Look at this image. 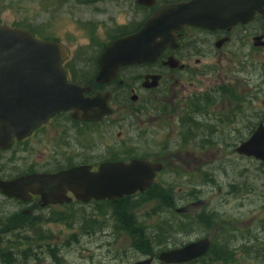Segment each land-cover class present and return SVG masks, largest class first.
Wrapping results in <instances>:
<instances>
[{
  "label": "rangeland",
  "instance_id": "1",
  "mask_svg": "<svg viewBox=\"0 0 264 264\" xmlns=\"http://www.w3.org/2000/svg\"><path fill=\"white\" fill-rule=\"evenodd\" d=\"M95 2L98 3L84 7L76 0H0V26L26 29L38 38L58 39L75 54L74 50L87 46L86 35L91 34V24H95V39L90 41V47L73 59L90 62L119 31L143 20V13L134 9L135 0ZM248 47L243 30L235 29L232 43L223 52L201 60L200 75L220 72V78L214 80L232 85L236 95L245 97L246 103L239 101L240 107L234 102L238 110L232 102L219 100L208 111L220 113L222 119L229 113L240 112L242 119L246 117V126L252 129L264 124V50L254 53ZM211 82L206 79L198 87L204 89ZM116 113L118 116L107 122L104 144L116 146L117 152L128 157L133 152L148 156L150 153L144 148L134 151V146H144L148 140L153 149L155 146L158 163L164 166L154 184L175 194L178 204L173 209L196 201L202 205L191 208L186 217L146 204L129 211V205L137 206L140 202L135 199L120 207H74L70 209L72 217L65 219L59 215L56 222L44 219L38 225L32 222L30 229L27 219L19 218L24 207L0 197V249L9 250L8 257H1L0 251V264H135L204 236L210 237L215 247L227 244L229 260L213 262L205 256L195 264H264V166L234 153V148L248 136L233 131L231 120H215L213 127L198 132L200 147L194 152L192 148L179 147L177 135L157 128L164 123L177 128V122H151L145 112L137 123L141 137L134 143L137 129L118 126L116 118L123 117L125 112ZM119 132L122 135L117 139ZM92 137L91 133L85 135L86 144L92 143ZM190 154L195 155L192 160ZM10 155H0L1 177L22 171L21 162L17 161L21 154L12 157L14 162L8 161ZM128 211L147 235L154 230L163 234L161 245L155 243L160 238L151 235L154 253L150 257L134 249L132 236L117 227ZM152 264L161 263L155 258Z\"/></svg>",
  "mask_w": 264,
  "mask_h": 264
},
{
  "label": "flooded vegetation",
  "instance_id": "2",
  "mask_svg": "<svg viewBox=\"0 0 264 264\" xmlns=\"http://www.w3.org/2000/svg\"><path fill=\"white\" fill-rule=\"evenodd\" d=\"M97 3L89 4L84 2L82 6L89 5L90 7ZM156 3L158 4L157 9H159L171 3V1L155 0ZM134 9L140 10L143 13L142 22L157 10H151V7L148 8L139 5L138 0H135ZM95 26V24H91V34L86 35L87 46L79 50H74L76 51L75 54L74 52H69L62 44L68 51L67 59L63 62L62 67L66 71L68 82L89 89L84 93V98L91 99L97 93H109L110 96L107 101V106L111 109V114L102 117L98 121L82 120L80 118L81 114L74 117L73 111L54 114L44 123L34 127L21 140L14 138L8 149H0V155L5 153L12 154L8 160L11 162L15 161L12 158L14 155L21 154L17 161H20L22 165V171L20 173L12 171V174L4 177L0 176V180L9 182L20 177L31 175L55 176L61 172L69 171L77 167H88L90 173H96L99 165L107 162L128 163L132 160H147L158 163L160 158L154 154L156 152L155 146L153 149L148 143V140L144 146H139L140 144L134 146V151L137 152L140 149L142 151L144 148L147 153H150L148 156L138 155L133 152L132 156L128 157L125 153L117 152L114 148L116 146L110 147L104 144L105 140L103 139H105L107 133V122L111 117H117L118 114L116 112L120 113L121 110L125 112V115L116 118L117 121L115 123L121 127L133 126L137 129L134 143L141 137L142 132L138 131L137 123L142 120L141 118L144 117L145 112L149 114L151 122L159 123L167 120L177 122V128L167 125V123L161 126L159 125L157 128L160 131L164 130L165 133L168 131L177 135L179 137V147L192 148L194 152H198V148L200 147L198 145V132L202 128L207 129L208 127H213L215 120H231L232 126L235 127L233 131L236 129L239 132L241 131L242 135H250L251 128L246 126L244 122L246 117L242 119L240 112L229 113L222 119L220 113L208 111L209 107L212 105V108H214L213 105L219 100H228L234 105V95L236 92H234L232 85L230 86L222 81L214 80L215 77L217 79L220 78V72H216L217 75L214 74L211 76H202V72L200 75V66L202 59L206 57L212 58L214 53L223 52L232 43L235 29L243 30L246 44L249 45V51L254 53L263 51L264 15L256 14L246 25H236L223 30L208 31L195 27H186L180 33L181 37L175 41V47L165 48L156 61L122 67L119 69L117 77L107 84L95 83V76L98 70L97 61L107 44L99 50L97 57L93 58L90 62L82 59L73 60L77 55L78 57L79 55L81 56L90 47V41L95 39V35L92 34L95 31L94 29H96ZM35 38L59 43L58 39H43L38 38V36H35ZM256 38H261V40L256 41ZM208 47L210 50L207 49ZM170 61L175 62L176 66L171 67L167 63ZM206 79H210L213 84L205 86L204 89L198 87V84L201 81L206 82ZM236 100L238 101L237 106L240 107L241 104L239 101L245 102V97L237 95ZM237 106H235L236 110H238ZM23 125L26 126V123ZM90 133L93 135L90 141L92 143L86 144L85 135H90ZM121 135L120 132L117 133L116 138L120 139ZM80 137L82 141H80ZM235 149L234 153L238 157L253 160L237 154ZM190 155H192L190 159L192 160L195 155ZM158 175L159 173L156 175L151 187L153 185L155 186L154 183ZM22 189L27 192L24 195L25 200L6 199L4 197L3 199L15 201V203L24 207L23 210H20L21 214L18 217L22 220L27 219V225L30 229L33 227L32 222L38 225L44 219L49 223L56 222L53 217L58 215L72 217L70 209L74 207L81 208L95 205L101 208L108 205V203H115L116 207H120L124 200L130 201L135 199L140 202L147 201L146 205L151 207L162 204V208L159 209L160 211L170 212L173 210L175 214L181 215L182 217L189 216L191 208H198L202 205L196 201L173 209L178 204V199L175 197V194L172 192L168 194H148L146 192L148 189L145 192H137L121 199L110 201H96L91 199L88 202H82L75 198L65 183L59 181L42 184L28 182ZM33 190L47 191V198L53 200L54 203L45 205L42 197L33 193ZM0 197L2 196L0 195ZM101 210L96 209V211ZM42 215L45 216L41 217ZM199 224L202 225L200 220ZM203 225L205 226L204 223ZM169 232L170 230L167 231V233ZM204 238L209 239L210 243H212L210 237L204 236L201 239ZM201 239H198V241ZM194 240H189L180 247L192 243Z\"/></svg>",
  "mask_w": 264,
  "mask_h": 264
},
{
  "label": "water",
  "instance_id": "3",
  "mask_svg": "<svg viewBox=\"0 0 264 264\" xmlns=\"http://www.w3.org/2000/svg\"><path fill=\"white\" fill-rule=\"evenodd\" d=\"M154 2L138 0L145 7ZM256 14L264 15V0H187L168 4L154 11L136 32L119 37L104 48L97 61L95 83L111 82L122 67L156 61L165 48L175 47L186 27L223 30L245 25ZM66 58V50L57 42L39 41L28 31L0 26L1 150L8 149L14 138L21 140L56 113L73 111L74 117L81 114L85 121H98L111 114L107 106L109 93H97L86 99L84 93L88 88L68 82L61 67ZM167 63L176 66L173 61ZM235 151L264 165V126L259 124ZM161 169L162 165L148 161L107 162L100 164L96 173H90L88 167H77L55 176L31 175L11 182L0 181V193L25 200L27 192L22 188L26 183L59 181L82 202L115 200L146 190ZM32 192L40 195L45 205L54 203L47 198V191ZM209 244L208 239H203L162 252L158 259L164 264L188 263L203 256Z\"/></svg>",
  "mask_w": 264,
  "mask_h": 264
},
{
  "label": "trees",
  "instance_id": "4",
  "mask_svg": "<svg viewBox=\"0 0 264 264\" xmlns=\"http://www.w3.org/2000/svg\"><path fill=\"white\" fill-rule=\"evenodd\" d=\"M76 1L80 2L81 0H76ZM139 26H140V23H137L136 25H131V26H129V28L123 29L121 31L120 35H124V34L134 32ZM236 98H237V95L235 94L234 95V102L235 103L238 102L236 100ZM146 192L148 194L149 193L168 194L170 192V189H161V187L159 185H155V186L153 185ZM146 203H147V201H142V202H139L137 204V206L132 207L129 205L127 200L122 201V204L129 205V211L131 210V208H136L140 205H145ZM108 205H115V203H108ZM161 205L160 206L157 205L156 210L161 209L162 208ZM129 211H128V213L126 212V214L124 215L125 217H124L123 221H120L118 223L119 226H117V227H119V229L125 231V233H127L128 235L132 236V238L134 239L132 241V246L134 249L140 251L141 253H143L146 256H151L154 253V251L152 249V243H151L152 238L151 237L152 236L153 237H159L160 239L157 240L155 243L157 245H161L162 243L160 242V240L163 239V234L159 230H154L152 232V234L147 235L142 230V228L140 227L139 223L137 222V219L134 218V216ZM58 218L59 217L55 216L54 217L55 221H57ZM63 218L67 219L69 217L67 215H64ZM0 251H2V250L0 249ZM228 253H229V249L227 248V244H221V246H219V247H215V244H212L209 251L207 252V254L205 256H210L211 261H213V262L228 261L229 260ZM8 254H9V250H7V252L4 251L3 254L2 255L0 254V255H1V257H8ZM197 262H198V260H196L190 264H195Z\"/></svg>",
  "mask_w": 264,
  "mask_h": 264
}]
</instances>
